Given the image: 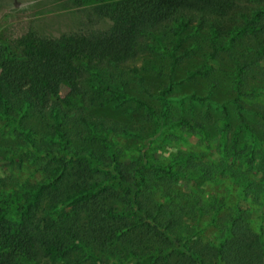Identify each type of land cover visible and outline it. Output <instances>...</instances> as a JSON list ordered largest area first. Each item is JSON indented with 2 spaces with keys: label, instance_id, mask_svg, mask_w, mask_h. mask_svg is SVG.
Here are the masks:
<instances>
[{
  "label": "trees",
  "instance_id": "obj_1",
  "mask_svg": "<svg viewBox=\"0 0 264 264\" xmlns=\"http://www.w3.org/2000/svg\"><path fill=\"white\" fill-rule=\"evenodd\" d=\"M103 13L60 36L0 31V120L11 130L1 139L14 137L0 160L23 153L45 172L39 182L3 185L12 186L5 193L15 208L0 206V264H264V228H251L249 205L264 211V173L244 156L232 162L237 145L227 148L223 171L214 163L190 173L220 191L181 192L176 170L193 169L189 157L170 166L125 161L110 137L127 127L88 116L97 93L106 102L133 99L129 76L145 56L175 70L190 57L189 40L207 33L209 56L225 50L237 62L233 85L260 101L264 124V94L250 87L259 78L264 88V0H117ZM63 83L81 99L75 111L61 98Z\"/></svg>",
  "mask_w": 264,
  "mask_h": 264
},
{
  "label": "rangeland",
  "instance_id": "obj_2",
  "mask_svg": "<svg viewBox=\"0 0 264 264\" xmlns=\"http://www.w3.org/2000/svg\"><path fill=\"white\" fill-rule=\"evenodd\" d=\"M116 1L0 0V31H8L18 38L35 27L43 34L60 36L78 30L94 15L104 14V10ZM206 39L207 33L194 35L188 43L190 57L175 70L168 64L163 65L165 62L157 54L145 56L129 76L128 92L133 99L106 102L105 94L97 93L94 97L88 110L89 117L121 122L127 127L126 132L110 137L114 147L124 154L125 161L146 157L152 165L162 162L170 166L177 157L185 156L191 160L189 166L196 165L198 169L202 164L209 167L216 163L223 171L220 163L229 150L227 148L237 145L232 151V162L239 165L244 156L249 164L253 163L264 173V124L257 113L260 101L252 98V92L247 95L238 93L233 85L237 62L225 50L209 56L213 49ZM250 87L256 90L253 91L255 96H263L264 93L259 94L264 91L259 78L252 79ZM60 95L68 110L75 111L82 106L81 99L70 93L69 84H62ZM180 119L186 121L176 124ZM33 124L40 131L36 132L38 135L45 130L38 120ZM9 132L11 130L0 120V146L6 147L0 152L4 155L1 158H9L11 147L7 146L14 142L11 135L2 141L1 137ZM12 160H0V206L11 204V210L15 208L12 204L15 197L7 199L6 193L12 186L5 187L4 191V184L10 186L14 183L18 187L22 183L39 182L45 177L44 169L23 153L21 158ZM195 167L176 170L179 179L174 188L181 189V192L206 189L210 197L213 189H219L209 180H200L202 184L197 185L190 176ZM237 183H233V193L240 187ZM222 185L220 188H227L230 183L225 181ZM249 205L252 209L251 228L259 233L264 228V211L253 201ZM117 206L120 210L123 208L120 202ZM213 229L209 227L205 231L208 240ZM89 264L99 263L91 261ZM123 264L149 262L131 258Z\"/></svg>",
  "mask_w": 264,
  "mask_h": 264
}]
</instances>
